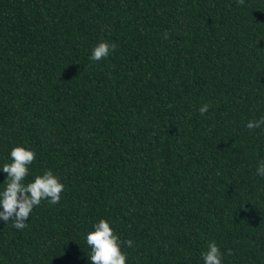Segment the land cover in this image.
<instances>
[{
	"label": "trees",
	"instance_id": "trees-1",
	"mask_svg": "<svg viewBox=\"0 0 264 264\" xmlns=\"http://www.w3.org/2000/svg\"><path fill=\"white\" fill-rule=\"evenodd\" d=\"M0 264H264V0H0Z\"/></svg>",
	"mask_w": 264,
	"mask_h": 264
}]
</instances>
